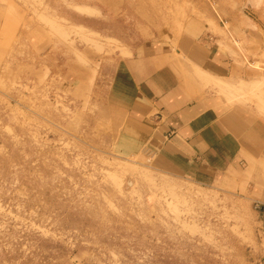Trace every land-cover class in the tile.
<instances>
[{
  "label": "rangeland",
  "instance_id": "374dc122",
  "mask_svg": "<svg viewBox=\"0 0 264 264\" xmlns=\"http://www.w3.org/2000/svg\"><path fill=\"white\" fill-rule=\"evenodd\" d=\"M186 35L230 73L189 70ZM146 48L264 118V0H0V264H264V157L214 188L118 149L111 87Z\"/></svg>",
  "mask_w": 264,
  "mask_h": 264
},
{
  "label": "crops",
  "instance_id": "0c3cea01",
  "mask_svg": "<svg viewBox=\"0 0 264 264\" xmlns=\"http://www.w3.org/2000/svg\"><path fill=\"white\" fill-rule=\"evenodd\" d=\"M219 42L213 48L186 35L178 53L189 70L225 77L232 57ZM144 50L118 62L110 91L123 155L146 154L164 173L214 188L228 187L242 164L264 157V118L227 106L200 81L188 88L178 70L185 65L168 52Z\"/></svg>",
  "mask_w": 264,
  "mask_h": 264
}]
</instances>
